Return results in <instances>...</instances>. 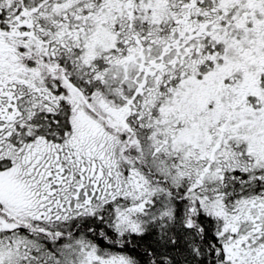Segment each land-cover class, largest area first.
Masks as SVG:
<instances>
[{
    "label": "snow or ice",
    "instance_id": "obj_1",
    "mask_svg": "<svg viewBox=\"0 0 264 264\" xmlns=\"http://www.w3.org/2000/svg\"><path fill=\"white\" fill-rule=\"evenodd\" d=\"M0 264H264V0H0Z\"/></svg>",
    "mask_w": 264,
    "mask_h": 264
}]
</instances>
